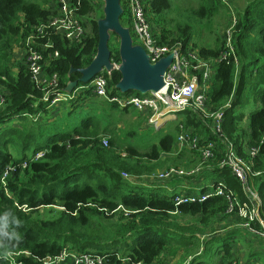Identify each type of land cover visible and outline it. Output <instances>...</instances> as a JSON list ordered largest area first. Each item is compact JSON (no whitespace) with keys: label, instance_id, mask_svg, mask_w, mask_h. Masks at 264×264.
I'll return each instance as SVG.
<instances>
[{"label":"trees","instance_id":"obj_1","mask_svg":"<svg viewBox=\"0 0 264 264\" xmlns=\"http://www.w3.org/2000/svg\"><path fill=\"white\" fill-rule=\"evenodd\" d=\"M214 1L201 0L205 5L199 7L195 15L199 18L213 15L216 10ZM216 1L222 3V0ZM80 2L79 15L89 19L92 36L87 35L80 44H71L51 33L40 40L42 43L51 42L49 52H58V58L49 63L45 73L48 77L57 74L58 91L61 93L68 82L80 78L75 71L87 67L96 55L97 21L90 19L95 11L94 1ZM121 6L123 15L128 17L122 1ZM170 9V0H150L149 14L154 17ZM48 16L49 12L40 4L0 0V87L6 91H0L6 101L5 109L0 110V218L6 216L10 227H15L16 218L21 221L20 226L15 227L19 239L10 245L0 244V264H42L41 260L58 256L63 251L97 253L106 257L107 264H121L124 259L153 264L161 256L175 255L180 244L190 243L195 235L204 233L211 218L226 216V201L213 197L204 203L176 207L173 203L176 194L169 196L163 192L143 190L136 185L138 182L124 180L121 172L137 175L141 171L130 158L157 160L161 152H171L174 140L166 135L161 146L154 145L150 153L143 155L129 144L124 149L127 157L122 158L118 154V142L110 136L116 125L107 123L105 113L97 114V117L86 116L82 110L84 103L81 102L88 96H94L88 84L78 83L76 88L81 86L82 89L76 99L69 101L68 115L75 112L82 115L81 124L77 123L67 131L65 125L52 127L38 123L39 115L47 116L46 103L43 102L45 90L36 88L24 64H16L15 73L10 59L13 48L23 46L31 27L45 22ZM236 20L233 45L238 74L235 76L238 68L232 56L227 61L216 63L213 85L210 81L206 97L212 111L229 104L222 122L225 136L243 157L251 149L259 148V154L253 159L252 171L264 172V0H249ZM159 25L158 22L154 27ZM190 28L189 23L184 24L179 29L180 35L170 41L162 32L156 37L159 43L173 45L180 42L187 48ZM223 49V45L216 50L201 48L198 54L209 62L215 60ZM110 53L111 62L119 64L118 49L110 50ZM71 70L75 71L70 74ZM105 77L110 95L117 94L115 85L120 74L113 71L110 75L105 73ZM130 94L141 95L134 91L117 95ZM74 103H77V108L72 111ZM247 107L254 111L248 116L245 131L241 123L245 118L243 110ZM117 108L112 104L109 112ZM183 114L185 118L176 126L178 134L185 131L199 136L195 129L203 127L201 120L190 109ZM103 119L104 126L101 127ZM106 137L109 139L105 147L102 140ZM40 152H43L42 158L34 160ZM182 152H189L194 157L198 154L190 150ZM24 163L26 167L22 169ZM9 164L16 169L2 179ZM206 171L214 173L215 181L223 182L240 203L247 201L241 184L230 170H219L215 162ZM249 187L261 199V213L264 215V175L252 177ZM187 193L191 194L190 191ZM23 206L26 210L22 209ZM117 213L119 216L112 219ZM178 218H181V223ZM185 218L192 222L183 223ZM211 239L212 235L204 234L202 240L208 243ZM224 245L222 241L220 248L229 257L230 246ZM21 251L30 255H21L15 262L7 260L8 253ZM210 251L211 248H203L204 255Z\"/></svg>","mask_w":264,"mask_h":264},{"label":"built area","instance_id":"obj_2","mask_svg":"<svg viewBox=\"0 0 264 264\" xmlns=\"http://www.w3.org/2000/svg\"><path fill=\"white\" fill-rule=\"evenodd\" d=\"M121 1L125 4L129 25L133 30L134 37L140 42L139 46L148 55L150 63H155L169 54L173 55L172 61L163 75L164 87L157 93H147L145 95H117L118 91L117 94L110 95L108 82L103 71L95 76L93 83L88 86L92 94L121 109L128 107L140 113L149 112L151 114L149 123L153 125L157 122V116L163 117L165 114L190 109L201 120L203 126L209 130L211 139L205 140V138L192 132L180 131L177 138L176 152L173 154L176 155L183 149L197 152L198 154L194 157L196 164L189 168L169 167L161 172L157 179L166 181L173 178H196L216 162L219 170L228 169L231 171L241 184L247 201L240 203L233 193L227 190L222 182H219L213 184L209 190L204 188L199 196H194L192 193L176 194L173 199L174 205L178 207L179 205L204 203L210 198L221 197L226 201V216H233L236 213L237 218L241 220L242 228L252 233L251 235L264 239V215L260 212L262 201L257 193L249 187V180L252 177L264 175V172H253L251 170L254 164L253 159L259 154L260 149H251L248 153H244L246 157H243L237 154L236 146L225 136L222 122L224 110L229 104L218 111H212L211 106L208 105L206 94L209 89L208 84L213 78L212 73L209 72L208 62L201 59L199 54L184 48L180 42L173 45L158 42L150 23V0ZM232 1L234 0H222V3L229 6ZM80 6V0H49L46 8L49 12L48 18L45 22H39L32 26L23 43L25 51L24 65L28 70L30 80L36 88L45 90L43 102L46 103L47 110H51L61 102L72 100L82 87L75 88L71 94L58 91L59 80L57 74L48 77L45 73L46 62L48 61L49 65L53 59L58 58V52H49L52 47L51 42L42 43L40 40L51 33L60 36L71 44L82 43L88 34L83 17L79 15ZM236 24L237 20L233 18L231 26L225 32L223 51L215 60L209 62L220 63L227 61L232 56L235 66L238 67L233 45V33ZM44 53H46L45 56ZM5 106V98L0 93V110ZM262 142H264V135ZM102 143L106 146L107 140L104 138ZM42 156L43 152L37 153L34 160H38ZM25 167L26 163L21 166L22 169ZM15 169L14 165H7L2 179L14 173ZM122 177L127 179L129 176L122 173ZM22 209L26 210L25 206ZM21 255L29 256L30 253L27 251L8 253L7 260L15 262V259ZM41 262L42 264L108 263L103 255L93 252L75 253L72 251H63L60 255L47 257ZM121 264L142 263H133L129 259H124ZM229 264L236 263L231 261Z\"/></svg>","mask_w":264,"mask_h":264},{"label":"rangeland","instance_id":"obj_3","mask_svg":"<svg viewBox=\"0 0 264 264\" xmlns=\"http://www.w3.org/2000/svg\"><path fill=\"white\" fill-rule=\"evenodd\" d=\"M25 1L40 4L42 5V7H43L42 3H45V1L43 0H25ZM93 1L95 5V11L90 16V19L97 21L103 17V12L101 11H103L104 4L101 0H93ZM170 1H171L170 10L165 11L161 15H156L155 17L153 15H150L151 17L150 23L151 26L153 27L152 28L153 33L156 36H159L160 34L164 33V36L167 39V41H170L172 39L177 38L180 35L181 32L179 29L181 26H183L186 23H189L191 25L190 28L191 37L189 40L190 43L187 48L190 49L195 54H198V51L201 48H205L207 50H216L222 47L224 43L223 41H224L225 32L228 31L229 27L231 26L232 19L233 18L237 19L240 16V14L246 7V4L248 3L249 0H234L230 3L229 6H226L225 4H222L220 1L215 0L214 5L216 7V10L214 14L208 18H199L194 13L199 7L205 5V3H202L201 0H170ZM83 20L87 28L86 31L88 36H92L93 34L92 25L89 19L85 17L83 18ZM158 22L160 25L154 27V25L157 24ZM120 23H122L124 27L129 29L133 44L140 45V42L134 37L133 30L129 25L130 24L129 17H126V14L125 16L123 15L121 17ZM108 47L112 51L119 48V40L116 36L114 37L112 36L110 38ZM17 49H19V47H14L11 53L10 62L13 66V69H17L16 64L18 63V61H16L17 57L15 55L17 54ZM208 65L210 72L212 73V75H214L215 63L208 62ZM238 71L239 68L235 76H237ZM212 85H213V78L211 80V86ZM3 92L6 93L5 90ZM78 94L76 95L78 96ZM77 96H75L74 98L76 99ZM73 99L69 101H73ZM69 101L61 102L60 104L54 106L50 111L48 110V112L50 113L48 114L47 112L48 116L39 115L37 119L38 123L44 124L45 126L51 125L52 127L54 126L61 127L64 123L66 126L65 130L67 131H70L75 124L77 123L81 124L82 115L78 114L77 112L71 113L69 115L64 114L61 117L60 115L57 116L54 115V114H58V112H60V108L65 104L70 105L71 102ZM81 103L82 104L85 103L87 106L85 108H82L83 112L86 113V116L87 115L96 116V114L103 115V113H105L107 115V123L116 125L113 128V133L110 134V136H112V139H115L118 142L117 144L119 145L118 154H120L122 158L127 157V153L124 151V149L127 146H129V144L135 147L139 154L143 155L150 153L152 146L154 145L161 146L162 140L166 137V135H169L172 138V140H174L171 152L168 154L165 152H161L157 160H148L147 158H141V157L130 158L131 162L138 164V166L141 168V171L137 175H130L124 172L129 176L128 179H124V180H128V182L130 181L138 182V184L136 185L142 187L143 190H153L158 192H163L164 190H166L170 192L172 188H174V185L169 184L171 180L159 181L157 179V176L169 167L189 168L192 166L191 163L194 161L193 154L189 152L186 153L182 152L183 154L176 153V155H174L176 152L177 138L179 135L176 126L179 120L182 119L183 121V119L185 118V115L182 112H179L174 115L176 117V120L169 121L170 120L169 118L168 121L167 120L157 121L153 125L149 123V120L151 118V114L149 112L138 113V111L131 108H126V109L117 108L116 110H112L110 113L109 112L110 106H112V104L107 103L95 96H91V97L88 96L87 99H85ZM73 105L74 107L72 111H75L77 108V103H74ZM5 107H3L2 110H4ZM124 110H127V112H123ZM253 111L254 109H252V107H247L243 110V114L245 118L242 121L241 126L245 129V131H247L246 127H247L248 116ZM53 119H55L56 121ZM61 121L63 123H60ZM102 126H104V119L101 123V127ZM105 139L108 140L109 138L106 137ZM103 146L105 145L103 144ZM185 150H189V149H185ZM30 154L31 152L28 153V155ZM122 173L123 172H121V174ZM202 175H199L198 177L193 179H200ZM172 180H176V179L173 178ZM177 180H182V179L177 178ZM195 181L196 180H191V179L183 180L182 185L188 184V186L191 187L194 185L192 183ZM211 181L212 180H210L208 183H210ZM215 182L216 181L214 179V182L205 188L209 190L210 187ZM203 189L204 188H201V186H199V187H195L194 190L190 192L194 196H199L202 193ZM182 193L188 194L187 191H183ZM177 194H181V192ZM167 195L171 196L172 193ZM113 215L114 216L112 217V219L114 217H117V215L119 216V213ZM235 215L233 216L237 218V215L236 216ZM188 219L189 218H185L183 223L192 222V220L190 219L188 220ZM231 219L237 221L233 218ZM178 220L181 223V218H178ZM223 221H224L223 218H217L212 222L211 230L214 231L215 235L220 233L221 234L226 233V231L221 232L222 230H224ZM193 222H195V220ZM203 232L205 233V235L208 236L210 235L207 234V229H204ZM229 232H232V230L229 229ZM246 232L240 233L239 236H237L238 239H236L235 234L233 235L235 237L237 245H235V242L231 243L230 258H227L226 255L223 254L224 252H221V255L218 256L216 253H214V251L216 250V248L214 247L212 250V254H209L208 256H204L198 259H204L207 264H228L229 260L231 261V259H233V262L238 260L241 261L244 259L245 260L248 259L249 261L251 253L255 251V247L251 248V245H249L250 247H248V244L249 242L254 243L255 241L258 240V238L254 237L253 235L251 236L249 232L247 233ZM188 235L189 234H186V236ZM229 238H231V236ZM202 239L203 236L201 238L191 239L190 243L187 242L186 244L185 242L183 243V245L180 244L178 251L175 255H166L167 258H165V256H161V259L158 260L157 264H186L189 261V258H187L188 255H193L194 253H196V251L201 246ZM226 242H230V240H226ZM236 246L240 247L238 251L235 249ZM245 253L246 255L242 256ZM258 255H260V258L262 260H264V256L262 252H260Z\"/></svg>","mask_w":264,"mask_h":264},{"label":"water","instance_id":"obj_4","mask_svg":"<svg viewBox=\"0 0 264 264\" xmlns=\"http://www.w3.org/2000/svg\"><path fill=\"white\" fill-rule=\"evenodd\" d=\"M103 6V17L97 20V50L96 55L90 64L77 72L80 75L78 81L68 82L64 90L66 94H71L78 83L87 85L90 81L103 71L110 75L113 71L120 74V80L115 85V89L125 94L127 92H137L141 95L147 93H157L164 87L163 75L172 61V54L160 59L155 64H151L144 49L132 42L129 29L122 26L120 18L123 9L120 0H101ZM111 35L119 40L120 63L116 66L110 60V50L108 47Z\"/></svg>","mask_w":264,"mask_h":264},{"label":"crops","instance_id":"obj_5","mask_svg":"<svg viewBox=\"0 0 264 264\" xmlns=\"http://www.w3.org/2000/svg\"><path fill=\"white\" fill-rule=\"evenodd\" d=\"M43 1H45V3L43 4V8L46 9L48 4H49V0H43ZM15 55L17 57L16 61H18L17 64H19V65L20 64H24L25 51L23 49V46L19 47V49H17V54H15ZM45 65L47 67L48 61L46 62ZM13 71L16 73L17 69H13ZM0 89H1V92L4 93L2 91L1 87H0ZM82 107L85 108L87 106L84 103V105ZM89 108H91V107H89ZM47 112H48V110H47ZM69 112H70V105L65 104L64 106H62L60 108V112H58V114H54V115H56V116L60 115V117H61L62 115L68 114ZM123 112H127V110H124ZM138 113H140V112H138ZM48 114H50V113L48 112ZM51 114H53V113H51ZM170 117L171 118H170L169 121L176 120V117L172 118L173 115L170 116ZM37 119H38V117H37ZM53 120H55V119H53ZM60 123H63V122L61 121ZM64 125L65 124L63 123V126ZM195 130H197L198 135L201 136L202 138H209L210 137L209 130L207 128H205L204 126L203 127H197ZM247 142L248 141H246V143H245V149L246 150L248 149ZM193 160L194 161L191 163V165H194L196 163V160L194 159V156H193ZM215 178L216 177H215L214 173H212L211 171H206V172L203 173V175H202V177L200 179H193V178L191 179V180H196L195 182L192 183L194 185L191 186V187L188 186V184L182 185L183 184V180H190V179L177 180L175 178L176 180H171L169 182L170 185H174V188H172V190L170 192L164 190L163 193H165V194H170V193L177 194V193H180L182 191H193L195 187H199V186H201V188H205L208 185H210L211 183H213ZM210 180H212V181L210 183H208ZM170 187H172V186H170ZM217 218H223L224 219V221H223L224 230H222L221 232H225L226 231V233H222V234L220 233V234L215 235L214 231L211 230V224ZM231 218H233V219H235L237 221H234ZM207 224H208L207 227H206L207 234L212 235L211 241L207 243V242H203V240H201V242H202L201 246L202 247L200 246V248L193 255H188L187 258H189V261L186 264H207L204 259H198V258H201V257H204V256H208L209 254H212V250H213L214 247L216 248L214 253H216L218 256H220L221 252H224L223 248H220V246L222 245V241H224V244H225L224 246L229 244V246H230L229 254H231V243L235 242V245H237L235 237H236V239H238L237 236H239L240 233L246 232L245 229L242 228V226H241L242 225L241 224V220L238 219V218H235L234 216H215V217L211 218V220ZM229 229L232 230V232H229ZM204 234L205 233H203L201 236L195 235V238H201ZM234 234L236 235L235 237L233 236ZM230 236H231V238H229ZM254 237L258 238V240L255 241L254 243L253 242L252 243L249 242V244H248V247H250L249 245H251V248L255 247V251L253 253H251L249 261H248V259H246V260L244 259V260H241V261L238 260V261H235L236 264H264V260H262L260 258V255H258L260 252H262L263 256H264V252H263L264 251V239H262L260 237H257V236H254ZM226 240H230V242H226ZM186 244H187V242H186ZM203 248H211V251L208 254L204 255L203 254ZM239 248L240 247L236 246L235 249L238 251ZM223 254H225V252ZM245 255H246V253L243 254L242 256H245ZM165 258H167V256H165ZM227 258H230V256L227 257ZM159 259H161V257ZM158 260L155 263H153V264H157ZM231 261H233V259H231ZM231 261L229 260V263Z\"/></svg>","mask_w":264,"mask_h":264},{"label":"clouds","instance_id":"obj_6","mask_svg":"<svg viewBox=\"0 0 264 264\" xmlns=\"http://www.w3.org/2000/svg\"><path fill=\"white\" fill-rule=\"evenodd\" d=\"M0 221H2V223H0V244L10 245L14 241H17L19 239V234L15 231V227H19L21 221L16 218L13 225L15 227H10L6 216L0 218Z\"/></svg>","mask_w":264,"mask_h":264},{"label":"bare ground","instance_id":"obj_7","mask_svg":"<svg viewBox=\"0 0 264 264\" xmlns=\"http://www.w3.org/2000/svg\"><path fill=\"white\" fill-rule=\"evenodd\" d=\"M209 72H210V70H209ZM93 81H94V80L91 81V83L89 84V86L93 83ZM163 82H164V79H163ZM126 108H128V107H126ZM126 108H123V109H126ZM183 112H185V111H182V113H183ZM177 113H179V112H175V113L172 112V113H169V114H165V116H163V117H161V116H160V117L157 116V117H156V119H157L156 121H164V120H165V121H166V120L168 121V119L171 118L170 116L173 115L172 118H175L174 115L177 114ZM184 150H185V149L179 151L178 153H180V152H182V151H184ZM237 154H238V153H237ZM251 170H252V167H251ZM127 175H128V174H127ZM219 182H221V181H216L214 184H218ZM222 183H223V182H222ZM223 184H224V183H223ZM224 185H225V184H224ZM227 190H228V189H227ZM261 208H262V202H261ZM261 208H260V212H261ZM246 231L249 232L248 230H246ZM249 234L251 235L252 233L249 232Z\"/></svg>","mask_w":264,"mask_h":264}]
</instances>
